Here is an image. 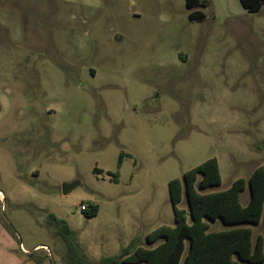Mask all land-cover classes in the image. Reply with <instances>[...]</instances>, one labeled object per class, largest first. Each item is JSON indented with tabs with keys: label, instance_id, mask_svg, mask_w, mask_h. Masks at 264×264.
Listing matches in <instances>:
<instances>
[{
	"label": "rangeland",
	"instance_id": "obj_1",
	"mask_svg": "<svg viewBox=\"0 0 264 264\" xmlns=\"http://www.w3.org/2000/svg\"><path fill=\"white\" fill-rule=\"evenodd\" d=\"M206 2L190 21L184 0H0V264L147 247L174 224L170 180L215 158L221 183L204 192H221L264 166V7ZM250 228L264 237V213Z\"/></svg>",
	"mask_w": 264,
	"mask_h": 264
},
{
	"label": "trees",
	"instance_id": "obj_2",
	"mask_svg": "<svg viewBox=\"0 0 264 264\" xmlns=\"http://www.w3.org/2000/svg\"><path fill=\"white\" fill-rule=\"evenodd\" d=\"M239 1L251 13L264 7V0ZM206 3V0H184L190 21L203 20V13L195 9L205 7ZM129 157L120 152L117 167L120 168L123 159ZM93 174L101 175L103 171L95 167ZM106 175L110 182L117 183L116 173L106 172ZM220 183L219 166L215 158L188 170L181 179L170 180L168 193L173 226L161 225L148 233L145 240L152 247L137 246L131 251L136 243L131 241L120 256L102 258L98 264H264V237L258 235L253 241L250 228L259 225L264 213V166L254 169L247 180H235L224 191L204 192ZM246 188L249 198L246 205L242 206L240 194ZM183 194L188 211L178 208ZM87 207L86 211H81L84 216L95 217L98 206L90 204ZM216 221H220L227 229L208 231L209 224ZM48 223L56 227L57 235L65 243L69 238L73 239L72 231L63 220L49 214Z\"/></svg>",
	"mask_w": 264,
	"mask_h": 264
},
{
	"label": "water",
	"instance_id": "obj_3",
	"mask_svg": "<svg viewBox=\"0 0 264 264\" xmlns=\"http://www.w3.org/2000/svg\"><path fill=\"white\" fill-rule=\"evenodd\" d=\"M74 186H75L74 184H63L62 185V194L66 195ZM171 206H172V204H171Z\"/></svg>",
	"mask_w": 264,
	"mask_h": 264
},
{
	"label": "built area",
	"instance_id": "obj_4",
	"mask_svg": "<svg viewBox=\"0 0 264 264\" xmlns=\"http://www.w3.org/2000/svg\"><path fill=\"white\" fill-rule=\"evenodd\" d=\"M88 209L87 205H82L80 206V211H86ZM20 250L23 252V253H27V251L23 248L22 245H20Z\"/></svg>",
	"mask_w": 264,
	"mask_h": 264
},
{
	"label": "crops",
	"instance_id": "obj_5",
	"mask_svg": "<svg viewBox=\"0 0 264 264\" xmlns=\"http://www.w3.org/2000/svg\"><path fill=\"white\" fill-rule=\"evenodd\" d=\"M254 241V240H253Z\"/></svg>",
	"mask_w": 264,
	"mask_h": 264
}]
</instances>
